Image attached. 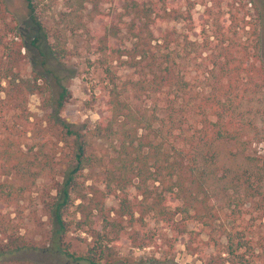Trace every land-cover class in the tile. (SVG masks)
I'll use <instances>...</instances> for the list:
<instances>
[{"label":"trees","instance_id":"16d2710c","mask_svg":"<svg viewBox=\"0 0 264 264\" xmlns=\"http://www.w3.org/2000/svg\"><path fill=\"white\" fill-rule=\"evenodd\" d=\"M218 1L121 0L105 10L102 0H64L67 26H53L46 0H25V33L0 0V264H49L30 256L36 251L116 264L111 250L126 241L169 244L164 254L174 260L182 236L190 254L212 248L201 264L264 256V228L231 224L220 203L242 193L264 209L263 14L256 0H234L230 10ZM70 24L84 29L104 74L105 114L89 130L107 143L102 155L61 114L78 73L66 63ZM124 32L130 42L116 43ZM31 51L44 71L28 60ZM35 92L42 115L29 107ZM61 142L70 152L58 157ZM35 186H46L42 213L29 212L47 230L45 244L17 222ZM149 217L161 228H150ZM73 228L93 238L87 250L72 249Z\"/></svg>","mask_w":264,"mask_h":264},{"label":"rangeland","instance_id":"374dc122","mask_svg":"<svg viewBox=\"0 0 264 264\" xmlns=\"http://www.w3.org/2000/svg\"><path fill=\"white\" fill-rule=\"evenodd\" d=\"M216 1L219 2L218 0ZM220 1L225 10H230L231 3H233L234 0ZM7 2L12 12L23 21L22 26L26 30V32H24L28 33L30 29L28 23H26L27 5L25 0H7ZM256 2L260 12L263 14L261 27L264 46V0H256ZM44 4L46 16L50 20L51 25H66L62 24L60 18L61 12L65 8L64 0H46ZM113 5L120 6L121 0H102V8L105 10H109ZM236 5H238V3H236ZM196 8L199 11L204 10L200 2L197 4ZM247 8L251 10L252 15H257L251 3L247 5ZM251 17L249 16L248 18L251 19ZM75 26V24H70L67 28L69 54L66 58V63L77 70L78 73L66 83L70 89L71 97L61 114L74 124L76 130L87 135L86 138L92 142L90 150L98 155H102L107 148V143L103 140L94 138L91 134L89 135V130L92 129L100 117L105 114L101 91V83L104 74L96 62L98 56L94 53L93 49H91L90 42L84 29H74ZM123 42L127 44L130 42V38L125 32L116 40L118 44ZM31 59L38 69L44 71L40 66V61H35L36 57L33 51L28 52V60L30 61ZM28 64L29 66L25 71V77L31 78V66L30 63ZM42 105L43 96L38 92L32 93L29 100V107L32 112L42 115L45 112ZM60 146H63L64 149L61 150L58 157H62L70 152V147L64 144V142H61ZM45 187L46 186H35L33 191L26 195L22 203L24 212L21 215H17V222H22L24 224L22 231L25 232L26 237L38 244L49 243L47 230L38 227L36 222L30 219L29 212L31 213L33 209H37L39 215L42 213L40 210L42 205V203H40V195L42 189ZM239 195L241 197H239ZM239 195L238 198L231 203H227L224 199L220 200L224 208V216L229 218L231 224L241 228L245 226L253 227L256 230L264 228V209L260 207L259 203L250 200L244 194L239 193ZM107 203L110 206H116L118 200L115 197H109ZM15 214L17 213L15 212L14 215ZM43 219H46L45 216ZM148 221L150 228L158 230L162 226L161 223L157 222L153 217H149ZM192 226L198 229L200 228L197 224H193ZM169 236L171 237L174 235L170 233ZM203 237L205 238L206 236L203 235ZM67 240L70 242L72 249L77 251H85L93 244V238L89 234L76 228H73L68 233ZM158 242L162 243L163 239H159ZM186 242V236H182L175 241L176 250L174 260L166 259L167 257L164 254L170 249L169 244L139 248L127 241L120 245H114L111 253L113 254L115 251H117V253L115 256H111L110 259L113 260L116 258V264H201L202 259L212 251V248H210L203 255L190 254L186 250ZM30 256L49 264H87L85 262H72L63 257L55 256L51 252L36 251ZM249 264H264V256L259 257Z\"/></svg>","mask_w":264,"mask_h":264}]
</instances>
